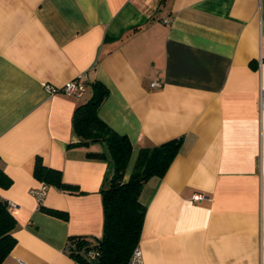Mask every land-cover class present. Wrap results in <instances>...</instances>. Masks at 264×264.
Returning a JSON list of instances; mask_svg holds the SVG:
<instances>
[{
	"label": "crops",
	"instance_id": "0c3cea01",
	"mask_svg": "<svg viewBox=\"0 0 264 264\" xmlns=\"http://www.w3.org/2000/svg\"><path fill=\"white\" fill-rule=\"evenodd\" d=\"M73 79L81 98L43 89ZM95 80L99 117L132 144L125 181L140 148L182 137L140 194L143 264H264V0H0V199L16 220L2 264H77L69 238L101 237L111 163L72 126ZM37 159L75 186L42 200L66 218L29 192Z\"/></svg>",
	"mask_w": 264,
	"mask_h": 264
},
{
	"label": "trees",
	"instance_id": "16d2710c",
	"mask_svg": "<svg viewBox=\"0 0 264 264\" xmlns=\"http://www.w3.org/2000/svg\"><path fill=\"white\" fill-rule=\"evenodd\" d=\"M139 28V27H138ZM136 28V29H138ZM91 95L78 105L73 113L72 126L79 141L75 145L90 142H103L106 153H89L91 157L108 156L111 173L101 187L103 211L102 235L94 242L83 237L69 238L70 256L78 264H118L125 262L138 244L145 216V206L140 201L143 186L153 176L162 177L170 163L178 154L182 137L174 138L157 145L138 150L132 171L125 181V171L132 152L128 136L120 134L108 126L98 115V109L107 97L109 90L100 81L90 83ZM34 176L47 186L60 189H75V186L62 182L59 171L42 165L39 159L34 166ZM11 179L0 168V187L7 188ZM40 209L58 217L66 214L54 209ZM16 220L9 211L7 201L0 199V264L16 244L13 230ZM95 249L98 257L88 260L86 251Z\"/></svg>",
	"mask_w": 264,
	"mask_h": 264
},
{
	"label": "built area",
	"instance_id": "2783aa9c",
	"mask_svg": "<svg viewBox=\"0 0 264 264\" xmlns=\"http://www.w3.org/2000/svg\"><path fill=\"white\" fill-rule=\"evenodd\" d=\"M165 21L168 22L169 19H166ZM151 86L154 88H158L161 86V82H159L158 80H154L151 82ZM43 89L49 95H54L58 92H63L74 98H81L86 90V86L79 79H73L65 82L61 86H55L52 84L45 83L43 84ZM47 187L48 186L45 183H41L39 187L31 188L29 191L30 194L35 197L37 205L39 207L42 204V200L44 198ZM193 197L194 200H201L204 198V196L201 194H195ZM98 254V251L95 249H89L88 251H86V257L88 258V260H95L98 257ZM118 264H143L142 254L139 246L136 245L134 247L129 258L125 262H121Z\"/></svg>",
	"mask_w": 264,
	"mask_h": 264
},
{
	"label": "rangeland",
	"instance_id": "374dc122",
	"mask_svg": "<svg viewBox=\"0 0 264 264\" xmlns=\"http://www.w3.org/2000/svg\"><path fill=\"white\" fill-rule=\"evenodd\" d=\"M89 93H90V89L87 90V92H86V94L84 95L83 99H86L87 96L89 95Z\"/></svg>",
	"mask_w": 264,
	"mask_h": 264
}]
</instances>
